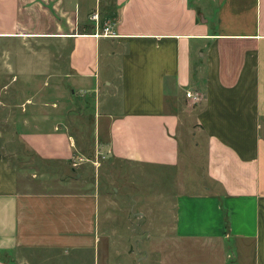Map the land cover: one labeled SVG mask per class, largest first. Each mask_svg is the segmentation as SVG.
Segmentation results:
<instances>
[{"label":"crops","instance_id":"1","mask_svg":"<svg viewBox=\"0 0 264 264\" xmlns=\"http://www.w3.org/2000/svg\"><path fill=\"white\" fill-rule=\"evenodd\" d=\"M101 2L0 0V79H11L1 90L55 96L32 102V113L16 103L0 131V264L134 255L130 228L119 226L127 210L109 200L102 215L97 180L72 166L81 155L65 118L73 89L87 100L124 94L120 113L94 121L112 164L175 169L185 142L203 157L205 192L176 200L158 264H185L172 259L181 249L203 250L206 264H264V0H108L106 11ZM108 26L112 36H101Z\"/></svg>","mask_w":264,"mask_h":264},{"label":"rangeland","instance_id":"2","mask_svg":"<svg viewBox=\"0 0 264 264\" xmlns=\"http://www.w3.org/2000/svg\"><path fill=\"white\" fill-rule=\"evenodd\" d=\"M101 1L104 6L101 2L100 9L106 11L107 5L105 6V4H108V0ZM3 67L4 65L0 64V68ZM3 72L4 70L1 69L0 76L8 79V76L3 75ZM4 77L0 79V108L5 107L0 111V131L9 133V130L6 129L7 126L10 127L14 123L15 116L21 111L14 108L16 103H24L25 108L29 110V113H32L37 108L35 105H31L32 102L48 103L54 100L55 96L18 94L16 91L19 84L13 87L10 85L8 89L1 90V86L11 82V79L7 80ZM84 89L91 90L93 86L92 88L84 86ZM73 92L77 93L74 99L76 104L72 106L71 102H68L65 118L67 119V129L77 139V149L81 153L79 157L84 159L83 164L76 168L77 173L89 177L88 179L97 180L101 195L102 215L106 209L104 206L109 203V200L114 201L122 210L126 209L128 212H126L127 215L121 213L120 216L125 219L124 223L123 219L120 221L119 226L122 224L124 229L126 227V231L127 227L130 228V233L133 236L131 239H126L125 244L130 245L134 255L122 257L121 263L158 264L161 257L155 253V245L158 246L166 237L172 235L176 200L183 195L205 192L203 189L205 182L203 157L199 152L190 154V146L185 142L182 148L184 160L180 167L175 169L134 167L132 170L118 163L112 164L104 151L103 142L106 141L104 134L100 133L97 136L94 134V121L96 116L106 111L114 114L120 113V107L125 99L124 94L110 96L102 93L96 97L95 92L92 91L87 94L90 99H93L91 102L90 99L81 98L85 96L81 90L73 89ZM127 96L130 98V95ZM68 97H71L70 94ZM2 104L9 105L6 107ZM189 136L190 133L187 134V137ZM189 156L191 157L189 158ZM69 167L71 168V166ZM45 168L55 171L60 169L57 164L47 165ZM69 175L76 178V174L70 173ZM141 214H144L142 220L139 219ZM128 217L130 218L129 222L126 221ZM122 227L121 229H123ZM122 233L125 234L124 231ZM140 252H142L141 255H139ZM146 252L153 253L148 260H143L142 258L147 256ZM176 254L178 257L176 256V259L172 257V259L173 261L179 260V263L206 264L210 262L209 254L201 249L185 253L181 249ZM99 259L102 262V252Z\"/></svg>","mask_w":264,"mask_h":264},{"label":"built area","instance_id":"3","mask_svg":"<svg viewBox=\"0 0 264 264\" xmlns=\"http://www.w3.org/2000/svg\"><path fill=\"white\" fill-rule=\"evenodd\" d=\"M92 20L95 21L97 23V29H99V13L96 12L93 16H92ZM101 36H112V34L110 33V27H104V32L101 34ZM186 96L189 100H191L193 103H199L202 101V96L199 93L193 92V91H188L186 93ZM84 162V159L82 157L74 159L72 162V166L73 168H77L79 166H81Z\"/></svg>","mask_w":264,"mask_h":264}]
</instances>
